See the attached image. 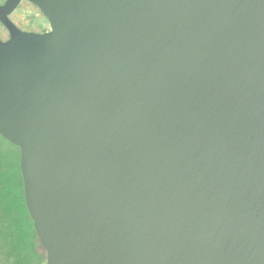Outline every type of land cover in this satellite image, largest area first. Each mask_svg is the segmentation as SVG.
<instances>
[{"label":"water","instance_id":"95a60500","mask_svg":"<svg viewBox=\"0 0 264 264\" xmlns=\"http://www.w3.org/2000/svg\"><path fill=\"white\" fill-rule=\"evenodd\" d=\"M0 24L46 264H264V0H6Z\"/></svg>","mask_w":264,"mask_h":264},{"label":"trees","instance_id":"16d2710c","mask_svg":"<svg viewBox=\"0 0 264 264\" xmlns=\"http://www.w3.org/2000/svg\"><path fill=\"white\" fill-rule=\"evenodd\" d=\"M2 141L9 143L0 136V142ZM9 144L19 151L21 157L20 149ZM17 187L20 189L19 193ZM6 193L13 195L16 202L18 201L10 215L5 214L1 207ZM0 216L1 240L9 255H13L9 264H46V253L41 247L34 223L26 208L20 166H0ZM28 224H31L30 228H27Z\"/></svg>","mask_w":264,"mask_h":264},{"label":"rangeland","instance_id":"374dc122","mask_svg":"<svg viewBox=\"0 0 264 264\" xmlns=\"http://www.w3.org/2000/svg\"><path fill=\"white\" fill-rule=\"evenodd\" d=\"M6 0H0V5L4 4ZM10 20L22 31L43 34L50 31V26L46 18L40 12V10L31 3L22 2L19 8L11 15ZM9 39L7 30L0 24V40L6 41ZM20 154L19 151L4 141L0 142V164L5 167H17L20 166ZM0 165V166H1ZM19 187L17 192L19 193ZM4 204L1 207L4 213L10 215L11 211L17 204L13 195L6 193ZM9 210V212H8ZM2 219V217L0 216ZM27 224V223H26ZM31 224L27 225L30 228ZM4 233V232H2ZM0 264H9V260L13 258V255L7 250L6 246L2 243L0 234Z\"/></svg>","mask_w":264,"mask_h":264}]
</instances>
